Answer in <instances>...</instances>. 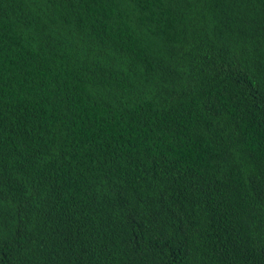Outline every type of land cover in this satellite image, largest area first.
Returning <instances> with one entry per match:
<instances>
[{"label": "trees", "instance_id": "trees-1", "mask_svg": "<svg viewBox=\"0 0 264 264\" xmlns=\"http://www.w3.org/2000/svg\"><path fill=\"white\" fill-rule=\"evenodd\" d=\"M0 264H264V0H0Z\"/></svg>", "mask_w": 264, "mask_h": 264}]
</instances>
